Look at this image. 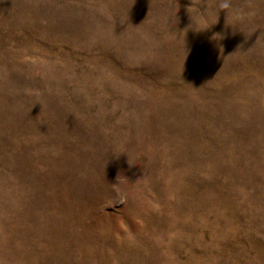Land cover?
<instances>
[{
    "label": "rangeland",
    "instance_id": "obj_1",
    "mask_svg": "<svg viewBox=\"0 0 264 264\" xmlns=\"http://www.w3.org/2000/svg\"><path fill=\"white\" fill-rule=\"evenodd\" d=\"M0 264H264V0H0Z\"/></svg>",
    "mask_w": 264,
    "mask_h": 264
}]
</instances>
